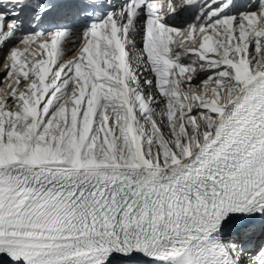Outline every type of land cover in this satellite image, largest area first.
Masks as SVG:
<instances>
[{
    "label": "bare ground",
    "instance_id": "bare-ground-1",
    "mask_svg": "<svg viewBox=\"0 0 264 264\" xmlns=\"http://www.w3.org/2000/svg\"><path fill=\"white\" fill-rule=\"evenodd\" d=\"M166 1L169 2L167 9L156 17L145 7L130 25L127 38L123 37V32L107 28L102 38L77 31L59 46L48 39V51L42 46L43 40L26 42L17 36L7 45L0 44V176H51L61 170L66 174L67 169L86 175L102 173L105 169L111 170V174L118 172L115 169L126 173L169 170L190 163L215 141L247 102L244 95L264 84V47L261 46L264 44V0L259 2V10V5H252L251 0L247 2L250 6L245 8V4L235 6L237 2L242 3L241 0H228L220 9L221 19L209 24L208 21L206 26L204 23L210 15L216 14V10L210 8L218 5V0H206L204 4L198 0L195 5L184 0L180 3ZM242 8V15H233ZM208 10L207 16L202 18ZM117 20L121 25L127 22L122 16ZM236 22L239 23L234 25ZM252 22L257 26L260 24L263 30L253 27ZM145 27L148 29L144 30ZM144 33L149 48L142 41ZM247 39L250 42L256 39L259 57L252 56L247 50ZM208 42L218 48L211 57L206 53ZM100 61H103L106 91L98 102L99 90L94 74ZM155 70L162 73L156 74L162 79L152 82ZM131 81L141 87L136 96L132 94L135 86H131ZM148 83L152 97L142 98V86ZM155 83L167 86L163 95L153 92ZM131 97L142 101V107L148 109L162 135L168 139V145L164 141L157 145L159 157L144 160L138 155V133L135 135L132 129V119L136 115L131 112L137 101H132ZM163 103L168 107L159 109V114L152 112ZM203 114L209 118L205 119L207 116L204 118ZM197 116L200 122L204 121L202 125L195 123ZM188 130L192 134L191 141L186 139ZM107 134L116 143L114 148L118 158H94L97 148H102L100 137ZM180 135L185 150L179 148L183 151L175 146V142L181 140ZM94 144L95 149L91 146ZM263 164L264 155L255 164L260 167L254 165L240 183L204 210L193 215L170 216L148 227L147 232L171 230L195 216L218 211L237 196L228 210L206 225L192 227L174 236L175 239L191 237L186 245L171 254H156L153 258L160 261L170 255L176 260L197 261V248L206 235L218 227L233 226L219 238L217 253L227 264H259V259L250 258L248 253L236 248L237 241L234 240L249 225L253 226L264 217V178L241 196L244 187L263 170ZM19 230L37 243L66 244L89 240L96 243L87 250L36 259V264H70L82 257L88 259L87 264H101L100 260L94 261L100 258L98 255L115 252L114 247L102 243L109 234L103 231L41 232L0 225V237L14 235ZM166 242L157 240L141 247L133 244L118 249L149 250ZM7 254L10 253H0V259L11 258Z\"/></svg>",
    "mask_w": 264,
    "mask_h": 264
},
{
    "label": "rangeland",
    "instance_id": "rangeland-1",
    "mask_svg": "<svg viewBox=\"0 0 264 264\" xmlns=\"http://www.w3.org/2000/svg\"><path fill=\"white\" fill-rule=\"evenodd\" d=\"M227 1L228 0H221V1H219L220 3L218 4V5H216V6H213L212 8H210L211 10H216V14H211L210 15V18H208V20H206V22L204 23L205 24V26L207 25V22H208V24L209 23H211V21L213 22L215 19H218V20H220L221 19V17H222V15H220L221 14V12L222 11H220V9L222 10V6L224 5V3H227ZM250 1V0H249ZM252 2H251V4L253 5L254 3L256 4V6L257 5H259V7H257L258 8V10L260 9V1L261 0H251ZM248 2V1H247ZM243 5V4H245V6L243 7V8H245L247 5H249L250 6V2L249 3H245L244 1H242V3H239V2H237V3H235V6L237 7V6H239V5ZM229 5H231L230 3H229ZM248 6V7H249ZM214 8V9H213ZM243 8H242V10H240V11H238V12H235V13H233V15L234 16H236L237 15V17H238V15L240 16V15H242L243 14ZM209 11L210 10H208V11H205V14L202 16V18L203 17H205V16H207V14L209 13ZM218 11V12H217ZM219 15V16H218ZM227 15V14H226ZM229 17H230V15H228ZM201 18V19H202ZM239 22H236L234 25H236V24H238ZM242 23H244V21L242 22ZM252 24H253V27H258V28H256V29H260V30H263V28H262V26L260 25V24H258V26H257V24H255L254 25V23L252 22ZM141 27H143V26H141ZM144 30H147L148 28L147 27H145V28H143ZM160 33V31H158V34ZM146 36V35H145ZM262 36V35H261ZM250 37V36H249ZM248 37V38H249ZM258 38H260V37H258ZM263 38V36L260 38V39H262ZM236 39V38H235ZM237 40V39H236ZM142 41H143V39H142ZM255 41H256V39H254L252 42H250V41H248V39H247V50H249V52H251V54H253L252 56H257V57H259V51H258V46H257V44L255 43ZM144 42V41H143ZM209 45H210V42H208L207 43V48H206V53H207V56H213V55H215V53L217 52V50H218V48L216 49V47H215V45L213 44L212 46H210V48H209ZM261 46L262 47H264V44H261ZM153 48V47H152ZM210 50V52H208ZM264 50V49H263ZM205 55V54H204ZM141 56H144L143 54H141ZM146 58V57H145ZM258 60V59H257ZM159 72V71H158ZM157 70H155V77H153V81L152 82H156L159 78L160 79H162V76L161 77H159L158 75H156L157 73ZM160 73V72H159ZM161 75H162V73H160ZM96 75H97V79L98 78H103L102 76H103V74L102 73H100V71L97 73L96 72ZM106 78V77H105ZM105 78H103L104 80H101V81H99V82H97L98 83V87H97V89L99 90V94H98V102H99V99H101L102 98V96L104 97V93H105V91H106V86L104 85V81H105ZM158 78V79H157ZM103 81V82H102ZM134 82L133 81H131L130 82V84H131V86L132 85H134L133 87H134V89L132 88V94L133 95H135L136 96V94H137V92H139L140 91V89H141V87H138V83H135V84H133ZM150 83H148V84H146L147 86L149 85ZM119 86H121L120 84H119ZM145 84H143V89H142V93H141V97L142 98H146L147 97V99H149V97L151 98L152 96H151V94H152V89H151V86L149 85L148 87L147 86H145ZM153 92H155V93H158L159 95H163L165 92H166V88H167V86L165 87V86H162V85H160V86H157V84L155 83L154 85H153ZM147 88V89H146ZM149 88V89H148ZM139 89V90H138ZM151 89V90H150ZM97 90V91H98ZM134 90V91H133ZM104 92V93H103ZM125 93H127V92H125ZM132 95V96H133ZM124 96V95H123ZM136 100L137 101V105L136 104H134L135 105V107H134V105H133V108H134V110H132L131 109V112L133 111L135 114L134 115H136V118H133L132 119V121H133V123H132V129L135 131V135H137V133H138V135L136 136L137 138H139V143H138V145H139V150H138V155H140L142 158H144V160H149V159H153L154 157H159L161 154L159 153V150H157L159 147H157V145L158 144H162L161 142L162 141H164V142H166V144L168 145V139L166 138V137H164L163 135H162V133H161V131L159 130V128H158V126H157V124H156V121H155V119L152 117V115L150 114V112L148 113V109L147 108H143L142 107V101H140L139 99H136V97H131V100ZM132 100V101H133ZM144 100V99H143ZM98 102H96V104L98 103ZM146 102V101H145ZM189 103V107H190V102H188ZM149 104H151L150 102H149ZM164 107H168L166 104H160L158 107H154V109L152 110V112H158V114H159V109H161V108H164ZM184 110H185V107H182ZM144 109V110H143ZM147 109V110H146ZM207 115L205 114H203V116L202 117H206ZM209 118V116H207L205 119H208ZM145 119V120H144ZM204 120V119H203ZM119 121H122V119H120L119 118ZM198 122V123H197ZM204 122V121H203ZM202 121L200 122V120L198 119V116H197V119L195 120V123L197 124V125H202V123H203ZM177 123H178V121H177ZM183 123V122H182ZM137 131V132H136ZM196 131H198L197 129H196ZM190 132V133H189ZM197 133V132H196ZM109 136V137H108ZM139 136V137H138ZM191 136H192V134H191V131H189L188 130V132L186 133V139H187V141H191ZM198 136L200 137L201 136V134L200 133H198ZM112 136L110 135V134H107L105 137H100V139L102 140L101 142H102V148L100 147L99 149L97 148V151H96V153H98V154H96L95 153V156H94V158H102L103 157V159L104 160H106V158H107V160H112V158H114V160L116 159V157L118 158V153L116 152V150H115V142H114V139H112L111 138ZM180 138H181V140H178V141H176L175 142V146H177V148H181V149H183V150H185V147H184V144L181 142V141H183L184 142V139H182V136L180 135ZM182 143V144H181ZM95 145V144H94ZM94 145H91L94 149L96 148V145L94 146ZM104 146V147H103ZM179 148V149H180ZM180 149V150H181ZM141 150V151H140ZM183 150H181V151H183ZM103 151H104V153H103ZM112 152V153H111ZM115 152V153H114ZM144 152V153H143ZM102 156H101V155ZM112 154H114V157H112ZM98 156V157H97ZM91 157V154H89V156H88V158H90ZM121 159V158H120ZM255 167H260V166H256L255 165ZM251 261H253V260H251ZM253 262H247L246 264H252Z\"/></svg>",
    "mask_w": 264,
    "mask_h": 264
}]
</instances>
